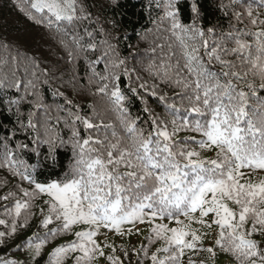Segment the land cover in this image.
Masks as SVG:
<instances>
[{
	"label": "snow or ice",
	"instance_id": "obj_1",
	"mask_svg": "<svg viewBox=\"0 0 264 264\" xmlns=\"http://www.w3.org/2000/svg\"><path fill=\"white\" fill-rule=\"evenodd\" d=\"M13 6L39 39L0 32V248L37 232L0 264H39L57 236L74 239L46 264L74 253L75 264H182L188 253L215 257L204 247L213 226L215 246L235 264H264V179L250 178L264 172V0H216L226 28L205 25L200 0H149L164 12L157 31L174 42L143 69L148 78L121 55V22L102 15L120 0ZM85 92L106 98L113 123L83 110ZM62 149L73 156L63 178L39 179L61 166ZM143 226L139 247L97 239L139 236Z\"/></svg>",
	"mask_w": 264,
	"mask_h": 264
},
{
	"label": "trees",
	"instance_id": "obj_2",
	"mask_svg": "<svg viewBox=\"0 0 264 264\" xmlns=\"http://www.w3.org/2000/svg\"><path fill=\"white\" fill-rule=\"evenodd\" d=\"M226 2V0H225ZM149 0H120V7L112 9L107 7L102 15L108 17H115L121 22V34H125V39L120 43L121 55L127 57V64L129 69H136L141 75L147 77V73L143 69L147 66L150 61H158L159 58L168 52L167 45L174 42V38L171 37L170 33L163 30L157 31L158 17L163 16L164 12L162 9H155L148 7ZM201 13L204 18L205 25L215 24L217 21H220L224 24L225 28L227 27V19L219 12L216 8V0H200ZM187 13L185 14V19H187ZM155 21V23H154ZM165 25H160V28L163 29ZM25 31L32 32L39 39V34L33 29L23 17V14L13 6V0H0V32L5 34L16 35L17 33H23ZM160 44H164L165 48L163 51L159 47ZM35 47V44L31 45ZM46 48V46H45ZM155 49V51H153ZM136 73H133L135 76ZM126 79V78H125ZM94 91V89H93ZM171 94V93H170ZM78 103L81 104L85 112H91L94 108L97 112L101 114L104 119V122L113 123L115 121L114 114L109 111V105L106 98L102 97L99 94L95 96L85 92L82 98L78 99ZM90 106V107H89ZM151 106L155 109L157 113H162L163 109L157 107L156 103L151 102ZM133 112L136 113L139 111V105L133 107ZM143 115V113H140ZM190 135V133H181L180 136ZM61 166L57 167L55 170L43 169L42 175L39 179H59L63 178L64 172L67 171L71 165L73 156L70 150H61ZM7 177L3 171H0V185H2ZM16 181L12 180L8 184V188L12 187ZM7 191L5 188H0V195H3ZM2 218V217H0ZM54 225L50 226L53 227ZM171 226H175L174 224ZM193 227H198V225H193ZM4 230L3 226H0V231ZM76 230V229H75ZM201 231H205L202 229ZM37 232L35 226L24 230L19 233L13 240L8 241V248H0V256H4L6 252L10 253L15 244H19L22 241H26L29 236H32L33 233ZM216 228L213 226L211 230V235H209L204 240V247H213L216 255L212 257L208 252H201L197 254L188 253L184 258L182 264H187L188 256H192L196 260H205L206 264H235L234 259L227 253L220 250L214 244V239L216 236ZM42 234V232H41ZM148 234L147 228L139 236H132V240L127 243L115 244L118 248L120 245L125 247L129 245H134L139 247L141 243H146L145 236ZM74 239V236H57L52 240L48 245L45 246V253L39 259V264H46L48 260V253H50L54 247L59 244L67 243L68 240ZM112 239V238H111ZM110 243V242H109ZM159 246V245H157ZM80 253L71 254L69 259L66 261V264H75L76 257ZM117 256H121V253L117 251L115 253ZM10 258V257H9ZM123 259V257L121 256ZM133 264H135L136 257H131ZM92 264H110V262L105 258L97 259L93 261ZM127 264V261L125 262ZM148 264V262H145Z\"/></svg>",
	"mask_w": 264,
	"mask_h": 264
},
{
	"label": "rangeland",
	"instance_id": "obj_3",
	"mask_svg": "<svg viewBox=\"0 0 264 264\" xmlns=\"http://www.w3.org/2000/svg\"><path fill=\"white\" fill-rule=\"evenodd\" d=\"M243 171H245L247 173L249 170H243ZM247 178H248V176L246 175L245 179H247ZM250 178L253 182H258L260 179H264V172L257 171L255 173H252ZM143 227H144V229L147 228V226H143ZM76 230H79V229H76ZM97 239H98V242L101 244H109V242L115 243V244L116 243L117 244H119V243L127 244L132 240V236H130V237L126 236V237L121 238L112 232H108L107 237H105L104 235H100ZM109 251H110L109 249H107V248L105 249L106 253H109Z\"/></svg>",
	"mask_w": 264,
	"mask_h": 264
}]
</instances>
